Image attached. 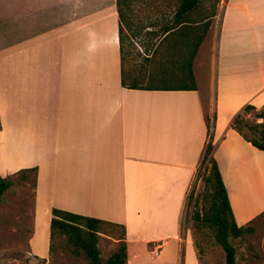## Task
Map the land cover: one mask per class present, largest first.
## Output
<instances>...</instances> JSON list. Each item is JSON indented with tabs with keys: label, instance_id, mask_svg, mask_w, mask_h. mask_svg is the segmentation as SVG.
<instances>
[{
	"label": "crops",
	"instance_id": "0c3cea01",
	"mask_svg": "<svg viewBox=\"0 0 264 264\" xmlns=\"http://www.w3.org/2000/svg\"><path fill=\"white\" fill-rule=\"evenodd\" d=\"M118 34L116 0H0V151L8 129L17 171L36 169L32 246L48 251L57 209L122 226L126 264L140 259L134 244L199 264L180 235L209 141L236 225L264 211L261 197L236 212L229 192L240 176L264 185L262 151L231 128L246 106L264 109V0H219L195 90L124 88Z\"/></svg>",
	"mask_w": 264,
	"mask_h": 264
},
{
	"label": "rangeland",
	"instance_id": "374dc122",
	"mask_svg": "<svg viewBox=\"0 0 264 264\" xmlns=\"http://www.w3.org/2000/svg\"><path fill=\"white\" fill-rule=\"evenodd\" d=\"M129 1L130 7L127 12L130 27L124 29V34L127 36L124 48L126 51L125 72L128 78L131 79L137 77L141 69H145L144 59L153 54L161 40V38L155 40L154 33L159 34L161 27L172 25L174 12L177 9L179 0ZM215 10L216 0H201L197 11L193 14V21H200L204 17L212 15ZM210 40H204L205 43L202 47L201 55L206 51L207 42L210 43ZM170 54L171 51L163 43L154 56L167 58ZM174 56H177V54ZM197 78L201 81V75L198 72ZM155 83L161 86H178L183 85L185 79L180 75H170V72L166 71L159 76ZM206 112L210 118L209 123L212 124V112L210 109H206ZM260 113H264V109L250 110L239 114L240 119H242L239 128L247 136L253 137V133L245 127L244 123H263L264 125V121L257 118ZM3 134L7 139L1 142V147H4L5 150L1 148L0 151V178L10 180L12 184L0 196V264H87L86 254L83 251H79V255H76L75 250L68 246L64 236L54 235L50 240L49 235L48 251L44 255L32 246L36 224H40L34 214L36 173H29L25 181L19 178V173L22 170L17 171V157L13 155V152H17V140L11 138V132L8 129ZM211 152L205 161L201 158L191 182L180 236L183 239L187 238L188 240H193L194 243L196 242L198 250H200L197 258L199 264H225V252L215 239V229L209 225L200 228L195 227V222L193 221L195 213L198 212L202 216L208 211L211 204L212 190L202 180V177L210 167L208 162L212 156ZM224 155L229 158L231 152L226 149ZM241 155H243L241 156L242 158L248 157L251 161H254L253 156L247 149ZM261 155L264 156V153L262 152ZM262 162L264 174V158H262ZM252 174L254 178H257L256 170ZM256 183L257 185L252 180L250 181L244 176H240L233 182L234 186H229V192L236 212H239L244 205H248L251 209H258L260 198H264V185L258 180ZM258 191L262 192L261 196H258ZM238 194L241 201H239ZM243 226H249L253 231L239 238L232 236L228 238L229 244L235 250L236 263L264 264V211ZM121 237L122 230L119 227L110 225L100 227L98 230V248L102 262H105L109 256L117 251L121 241L119 238ZM41 242L42 236L37 239L36 246L40 245ZM168 249H162L158 258H154L152 254L148 253L146 248L138 247L135 244L130 245L129 251L131 255L138 254L140 257V259L135 261V264L191 263L189 258L186 263L184 260L182 262L181 259L174 263L170 260L171 258H168L171 255ZM192 261H194L193 258Z\"/></svg>",
	"mask_w": 264,
	"mask_h": 264
},
{
	"label": "trees",
	"instance_id": "16d2710c",
	"mask_svg": "<svg viewBox=\"0 0 264 264\" xmlns=\"http://www.w3.org/2000/svg\"><path fill=\"white\" fill-rule=\"evenodd\" d=\"M201 0H179L177 9L174 12V21L171 26H163L160 28V33L155 34V40L161 38L156 46L153 54L147 56L144 61L145 69H141L137 77L129 79L125 72L126 51L124 42L127 36L124 34V29L130 27L128 9L130 7L129 0H116L117 13L119 19V45L121 56V85L127 89L141 90H195V81L192 72L193 60L198 52V49L205 39L210 28V21L216 15L215 12L208 17H204L200 21H193V14L197 11ZM219 0H216V5ZM165 43L171 54L167 58L155 57L157 50ZM177 56H174L175 54ZM174 58V60H172ZM166 71L170 75H180L185 79L183 85L178 86H161L155 81L160 75ZM176 71V72H175ZM148 82V83H146ZM254 110L252 106H246L243 112ZM258 119L264 121V113L257 115ZM215 120L212 124L209 123V118H206L207 134L211 139L215 128ZM239 115L236 116L231 124V128L235 130L245 141L250 143L254 148L264 152V125L261 124H245V127L253 133V137L247 136L240 128ZM210 142V141H209ZM212 150V144L207 143L203 152L202 158L205 161ZM212 153V152H211ZM209 169L202 177L205 185L212 190L211 204L202 216L195 213L193 221L195 227L212 226L216 233L215 239L225 252V264H237L235 259V250L229 244L228 238L232 236L239 238L244 234L251 233L253 229L249 226L238 227L233 218L226 189L223 184L220 172L215 159L209 158ZM29 173H36V169H25L20 171L19 178L22 181L27 179ZM12 181L0 178V196L6 192ZM52 218L50 220V240L54 235L64 236L68 246L75 250V254L79 255V251L86 254L87 264H126L127 252L124 239V229L122 226L109 223L106 221L84 217L66 211L53 209L51 211ZM103 225L119 227L122 230V237L119 238L120 245L116 252L102 262L100 251L98 248V230ZM199 255L196 242L194 243ZM51 251V244H50Z\"/></svg>",
	"mask_w": 264,
	"mask_h": 264
},
{
	"label": "built area",
	"instance_id": "2783aa9c",
	"mask_svg": "<svg viewBox=\"0 0 264 264\" xmlns=\"http://www.w3.org/2000/svg\"><path fill=\"white\" fill-rule=\"evenodd\" d=\"M152 254H153V256H157L158 255L157 249L156 250H153Z\"/></svg>",
	"mask_w": 264,
	"mask_h": 264
}]
</instances>
